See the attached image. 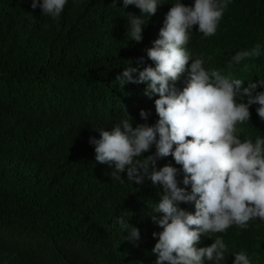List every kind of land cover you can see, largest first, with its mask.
<instances>
[{"label":"trees","instance_id":"obj_1","mask_svg":"<svg viewBox=\"0 0 264 264\" xmlns=\"http://www.w3.org/2000/svg\"><path fill=\"white\" fill-rule=\"evenodd\" d=\"M31 2L0 0V264H155L153 233L162 229L151 217L162 215L152 212L158 186L113 180L114 169L96 162L89 139L100 138L97 127L110 130L128 116L134 127L159 119L158 96H144V84L121 88L116 77L141 57L140 70L154 67L146 50L175 0L157 9L138 44L126 36L127 15L140 10L124 8L122 0L115 7L114 0H68L59 20ZM197 27L187 47L207 69L244 79L245 86L264 79V0H233L215 36L205 38ZM256 43L261 55L245 61L248 71L229 68L237 51ZM186 79L185 73L177 89ZM249 111L252 120L238 127L241 139L254 141L264 137V121L256 108ZM167 164L180 168L171 156L157 167ZM121 177L127 180L126 173ZM179 207L194 212L192 204ZM117 218L139 230V241L125 239ZM222 235L229 253L243 250L252 264H264V222Z\"/></svg>","mask_w":264,"mask_h":264},{"label":"clouds","instance_id":"obj_2","mask_svg":"<svg viewBox=\"0 0 264 264\" xmlns=\"http://www.w3.org/2000/svg\"><path fill=\"white\" fill-rule=\"evenodd\" d=\"M117 0H114L115 7ZM233 0H175L167 12L159 38L146 50L153 66L143 67L141 57L136 67L127 66L116 77L119 87L144 84L143 95L155 99L159 119L133 126L131 118L121 119L110 130L97 127L99 139L90 137L95 160L108 165L113 180L121 184L141 185L145 180L159 188L151 219L162 231L152 254L155 264H252L246 251L229 253L222 233L236 226L241 230L250 221L264 222V137L241 139L242 128L252 120L251 109L264 121V79L247 82L207 69L202 56H194L187 47L193 27L203 37L215 36L225 11ZM68 0H32L33 10L59 20ZM76 3V0H73ZM123 7L132 5L139 15H127L128 41L140 43L143 30L157 9L167 0H122ZM147 18V23L145 22ZM262 45L239 50L231 57L229 68L258 59ZM187 79L178 89L181 76ZM142 120L148 113L141 110ZM191 138V139H189ZM155 152L144 157L152 148ZM171 156L180 168L157 162ZM126 173L127 180L121 174ZM183 174L182 181L177 177ZM182 183L184 187L178 186ZM190 186V191L188 187ZM194 205L189 212L180 204ZM129 242L139 241L140 232L122 218H117Z\"/></svg>","mask_w":264,"mask_h":264}]
</instances>
